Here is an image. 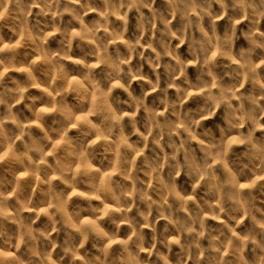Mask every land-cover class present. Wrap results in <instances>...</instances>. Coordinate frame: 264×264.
<instances>
[{"label":"clouds","instance_id":"1","mask_svg":"<svg viewBox=\"0 0 264 264\" xmlns=\"http://www.w3.org/2000/svg\"><path fill=\"white\" fill-rule=\"evenodd\" d=\"M0 264H264V0H0Z\"/></svg>","mask_w":264,"mask_h":264},{"label":"rangeland","instance_id":"2","mask_svg":"<svg viewBox=\"0 0 264 264\" xmlns=\"http://www.w3.org/2000/svg\"><path fill=\"white\" fill-rule=\"evenodd\" d=\"M191 71V70H190ZM209 123H211V122H209Z\"/></svg>","mask_w":264,"mask_h":264}]
</instances>
